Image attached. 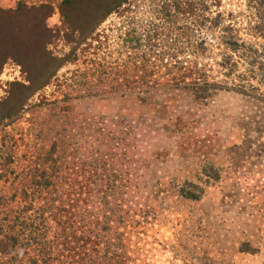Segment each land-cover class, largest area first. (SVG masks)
<instances>
[{"label":"rangeland","instance_id":"1","mask_svg":"<svg viewBox=\"0 0 264 264\" xmlns=\"http://www.w3.org/2000/svg\"><path fill=\"white\" fill-rule=\"evenodd\" d=\"M94 2L0 0L47 5L61 61L39 88L0 66V231L66 259V221L94 264H264V0H127L88 34L65 22Z\"/></svg>","mask_w":264,"mask_h":264},{"label":"trees","instance_id":"2","mask_svg":"<svg viewBox=\"0 0 264 264\" xmlns=\"http://www.w3.org/2000/svg\"><path fill=\"white\" fill-rule=\"evenodd\" d=\"M126 1L127 0H95L94 4L87 8L93 11H99V13H88L80 18L78 17L77 20L68 16V14L66 15L63 11L62 14L65 18V22L69 26L82 35L88 34L109 13L113 10H117ZM72 2L73 0H65L67 6ZM48 14L49 7L47 5H41L39 7L19 5L14 10L0 9V66L3 59L7 57L19 62L29 75L28 77L31 85L33 84L35 88H39L46 84L61 64V61L52 57L46 50L52 36L50 29L43 22ZM37 15H40V20L42 19V21H39ZM192 74H194V72ZM201 77L202 73L196 78L199 79ZM196 82L195 80L192 83L194 89H200L204 92V88H201ZM41 176L43 180L39 181L38 184L48 185L49 181H46L45 175L43 174ZM191 196L193 197L194 195ZM1 205L2 200L0 199V207ZM65 222L66 221L61 224L63 226V242L61 246L68 252L67 255L69 257L66 259H64V256L60 253L52 251L53 241L40 242L35 238H26L21 243L17 235L8 233L2 234L3 231L1 230L0 260L3 261V264H16L18 255L14 253V251L17 247L21 246V248L25 249L24 254H27L29 264H94L93 255L86 256L85 254L79 253L81 248L80 245H86L91 241V237H75V232L72 230L70 232L71 234L66 233L68 226L65 225ZM33 251L35 252L28 253ZM60 257L63 260L60 259ZM109 259L108 257L107 260L109 261Z\"/></svg>","mask_w":264,"mask_h":264}]
</instances>
